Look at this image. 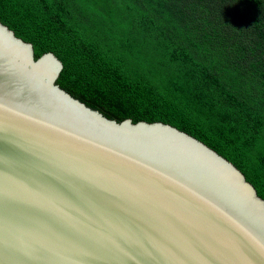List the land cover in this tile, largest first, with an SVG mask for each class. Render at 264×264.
<instances>
[{
  "label": "water",
  "instance_id": "water-1",
  "mask_svg": "<svg viewBox=\"0 0 264 264\" xmlns=\"http://www.w3.org/2000/svg\"><path fill=\"white\" fill-rule=\"evenodd\" d=\"M0 23V264H264V200L204 143L108 119Z\"/></svg>",
  "mask_w": 264,
  "mask_h": 264
},
{
  "label": "trees",
  "instance_id": "trees-1",
  "mask_svg": "<svg viewBox=\"0 0 264 264\" xmlns=\"http://www.w3.org/2000/svg\"><path fill=\"white\" fill-rule=\"evenodd\" d=\"M110 1L0 0V23L62 63L72 97L191 135L264 200V0Z\"/></svg>",
  "mask_w": 264,
  "mask_h": 264
},
{
  "label": "rangeland",
  "instance_id": "rangeland-1",
  "mask_svg": "<svg viewBox=\"0 0 264 264\" xmlns=\"http://www.w3.org/2000/svg\"><path fill=\"white\" fill-rule=\"evenodd\" d=\"M102 1V0H101ZM112 6L116 8L117 11L123 10L125 0H112L110 1ZM152 3V2H151ZM134 9V8H133Z\"/></svg>",
  "mask_w": 264,
  "mask_h": 264
}]
</instances>
